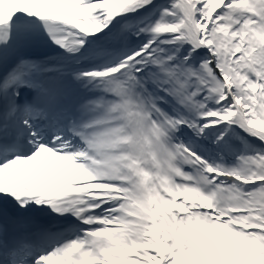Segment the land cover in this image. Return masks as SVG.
I'll list each match as a JSON object with an SVG mask.
<instances>
[{
	"label": "snow or ice",
	"instance_id": "obj_1",
	"mask_svg": "<svg viewBox=\"0 0 264 264\" xmlns=\"http://www.w3.org/2000/svg\"><path fill=\"white\" fill-rule=\"evenodd\" d=\"M0 264H264V0H0Z\"/></svg>",
	"mask_w": 264,
	"mask_h": 264
}]
</instances>
